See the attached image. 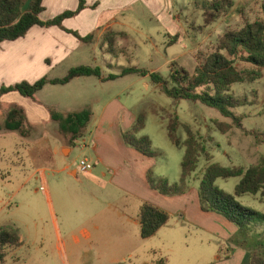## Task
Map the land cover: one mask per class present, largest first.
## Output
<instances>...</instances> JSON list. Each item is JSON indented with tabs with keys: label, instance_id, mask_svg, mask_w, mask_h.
Returning a JSON list of instances; mask_svg holds the SVG:
<instances>
[{
	"label": "rangeland",
	"instance_id": "rangeland-1",
	"mask_svg": "<svg viewBox=\"0 0 264 264\" xmlns=\"http://www.w3.org/2000/svg\"><path fill=\"white\" fill-rule=\"evenodd\" d=\"M134 1L122 11H89L86 17L92 26L95 25L96 38L108 24L114 23L113 29L108 30L98 44L82 45L81 50H88L87 55L73 53L65 62H60L45 74L39 72L41 74L37 79L34 73L39 71L38 68L29 67L26 49L20 50L25 48L24 43L6 42L8 45L4 44L0 48V53L7 58L8 64L6 68H0L1 87H10L22 82L32 83L45 77L62 79L71 69L79 66L100 67L102 73L108 76L120 75L124 68L136 67L158 72L170 80L173 63H178L190 73H194L199 56L213 52L219 37L227 30L241 28L245 22H253L261 17L262 0H232L233 7H228L223 2L220 11L214 10L213 6L218 0ZM70 5L71 3L68 4ZM50 14L49 11L44 17H49ZM86 17L78 20L76 16L67 26L71 28L83 24ZM114 19L116 21H113ZM62 29H65V26ZM68 34L78 40L73 33ZM73 46L76 47L75 44ZM111 49L113 52H109ZM16 55L18 61L11 64ZM48 64L49 61L46 65ZM15 66H19L18 70ZM236 66L240 71L259 72L261 78L237 83L232 87L230 94L236 100L245 101L247 104L233 110L237 115L244 117L243 129L233 126L227 134L218 131L215 122L233 125L231 119L200 103H176L164 95L159 86L153 85L149 78L135 74L111 80L105 85L99 84L98 77L77 79L69 83L70 85H47L48 87L38 92L34 99L11 93L0 106V125L3 124L12 103L16 102L42 104L46 109L51 108L63 114L88 108L101 112L106 104H114L116 110L120 108L116 113L120 122L128 114L145 116V128L137 137H149L153 149L157 152L156 166L151 172L155 182L164 178L170 180L169 184L172 185L181 174L185 150L170 142L166 129L169 120L174 116H178L183 125L191 126L205 142L207 150L214 156L212 163H219L223 167L240 166L247 170L264 160V69L256 68L241 58L236 59ZM122 123L124 124L123 121ZM178 135L182 140L186 139L183 127L178 131ZM31 137V140H26L18 132L0 131V228H18L24 241L20 248L9 251L5 264H68L70 261L64 256L61 257L57 251L59 241L55 234L52 212L57 215L65 242L69 239L67 228L77 225L78 216L91 214L90 208L81 200V197L90 191L85 177L81 175L77 179L61 172L65 165L73 162V170L79 171L81 161L87 158L95 163H91L93 170L100 176L101 168L96 160L94 161L91 132L89 129L85 138L79 140L75 146L71 145L73 152L68 158L62 156L61 149L67 142L63 135L61 136L58 123L44 125L32 132ZM54 149L58 151L55 157L52 156ZM64 153L68 155L69 152L65 149ZM208 165L209 162L203 157L198 170L188 181L187 189L191 187L194 188V193L198 191L200 179ZM42 169L47 171L43 173ZM240 180L218 179L216 185L234 194ZM238 201L264 213V198L260 194L245 195L238 198ZM216 216L226 221L223 217ZM215 227L218 231L219 228L215 224L211 229L215 230ZM235 228L237 231L228 244L245 252L250 261V252L237 243L244 240L252 243L256 241L257 236L255 233L243 236L236 226ZM219 235L217 232L209 236L204 231L187 226L179 232H173L171 238L177 242L176 248L188 247L186 254L193 259L192 262L178 259L180 253L175 251L169 263L215 264V254L226 245ZM160 244L158 239L154 241V245ZM162 249L167 251L168 248ZM165 258L168 257L164 256L163 259ZM150 259H154V256L148 255L137 264H144ZM155 259H159V264L162 257L155 256Z\"/></svg>",
	"mask_w": 264,
	"mask_h": 264
},
{
	"label": "trees",
	"instance_id": "trees-1",
	"mask_svg": "<svg viewBox=\"0 0 264 264\" xmlns=\"http://www.w3.org/2000/svg\"><path fill=\"white\" fill-rule=\"evenodd\" d=\"M45 0H0V45L4 42H14L25 38L35 26L44 28H64L66 19L78 16L87 8L86 0H79V7L75 11H66L63 14L43 21L41 15L46 11ZM223 2L233 7L232 0H218L213 4L214 10L220 11ZM209 23V21L207 22ZM73 33L86 44H92L95 34L81 37ZM113 52V50H109ZM243 59L256 68L264 69V0L261 2V17L255 21H247L238 29L227 30L219 37L217 45L209 55H200L194 73H190L178 63L171 65V78L165 79L158 72H149L136 67L124 68L120 75H110L108 81L124 78L129 75L148 77L153 85L159 86L162 93L174 102L189 101L200 103L217 110L223 117L231 119L232 124L215 122L218 131L227 134L233 126L243 129L244 117L237 115L233 110L247 102L236 100L231 94L232 87L237 83L255 81L261 78L256 71H240L236 66V59ZM84 77H102L100 67L79 66L69 71L62 79H48L47 77L36 83L22 82L0 90V106L2 97L11 92H18L23 97L34 99L35 95L47 85H68L72 81ZM51 119L58 123L61 135L70 137V143L85 138L88 126L92 119L90 108L68 114L49 109ZM183 127L186 139L182 140L178 131ZM145 128V116L139 115L131 131L124 132L126 145L135 149L148 158H156L157 152L153 149L149 137H137ZM167 133L170 142L185 150L181 163V178L178 183L169 184L167 179L161 178L157 182L152 179L151 171L148 180L151 187L162 195L175 196L186 193L188 181L198 170L201 159L209 162L200 179L198 198L202 211L214 213L226 219L239 229L243 236L255 233L256 241L248 240L237 244L250 252V264H264V213L251 209L238 201L245 195H258L264 198V160L257 166L245 169L240 166L223 167L219 163H212L214 156L207 150L196 132L189 125H183L178 116L171 118L167 124ZM18 132L22 137L32 135V126L29 124L24 108L12 105L6 113L5 120L0 125V131ZM240 178L235 193L230 194L216 185L218 179ZM170 215L151 204L145 203L141 208V236L143 239L154 237L165 227ZM261 228V230H260ZM22 245L21 233L18 228L5 226L0 228V264H5L9 251ZM166 263V260H161ZM160 264V263H159ZM162 264V262H161Z\"/></svg>",
	"mask_w": 264,
	"mask_h": 264
},
{
	"label": "crops",
	"instance_id": "crops-1",
	"mask_svg": "<svg viewBox=\"0 0 264 264\" xmlns=\"http://www.w3.org/2000/svg\"><path fill=\"white\" fill-rule=\"evenodd\" d=\"M133 2L135 1L86 0L87 8L77 16V19L86 17L89 11L126 10ZM70 3L71 5L68 6ZM44 6L46 11L41 15V19L48 21L66 11L77 10L79 0H45ZM49 11L51 12L49 17H44V14ZM73 19L65 21L63 26L68 30L79 32L83 38L90 34H95L93 42L95 44H98L102 40L108 30L113 29L112 24H114L111 23L104 27L96 38L95 25L92 26L88 17L83 19V24L70 28L67 26V23L69 24ZM113 21H116V19ZM19 41L24 43L25 48L20 50L26 49L29 67L34 68L36 66L39 70L34 73L36 79L40 77L39 74L41 73L39 72L45 74V72L52 70L60 62H65L73 53L88 54V50H81L82 45L92 46L93 44H86L80 39L74 40L70 34L57 26L50 28L35 26L25 38L14 42ZM7 43H10V41H7ZM7 43H2L0 48ZM17 59L18 55H16L14 60L12 58L10 63L12 64L13 61L17 62ZM6 61L7 58L4 54L0 53L1 69L7 67ZM48 61L49 64L46 65ZM108 77V75L102 73V77L99 78V84H107L109 82ZM35 82L37 81H32V83ZM1 86L2 82H0V88H2ZM11 93L5 94L2 97V104H4L5 98ZM12 104L24 108L27 120L33 128L32 132H35V130L46 124L54 122L51 119L49 109H46L42 104H21L18 102ZM119 109L116 110L114 104H106L101 109V112L91 108L92 119L88 126V132L90 129L91 144H93L95 156L94 161L96 160V163L101 168L100 176L95 174L94 168L90 172H82L81 168H79L80 172L73 170L75 162L65 165L61 171L77 179L81 175L85 177L90 191L82 196L81 200L87 208H90L91 214L78 216L76 219L77 225L74 228L72 226L67 228L69 239L65 242L58 225L57 215L52 212L55 234L59 241L57 247L59 255L67 258L70 261L68 264H137L148 255H153L154 259H150L144 264H157L159 259H155V256H161V260L168 262L163 263L161 261L162 264H170L172 254L177 251L180 253L178 259L192 262L193 258L190 259V256L186 254L187 251H185L188 247L177 249V242L172 241L171 238L173 232H179L187 226L204 231L209 236L215 235L218 232L221 240L226 242V245L223 246L224 249L222 247L219 253L215 254V264H250L248 255L245 252L228 244L229 239L237 231L235 226L214 214L202 211L198 191L194 193V188L189 187L183 195L165 196L150 187L147 176L148 172L154 170L156 158H148L126 145L122 135L124 132L131 131L138 115L131 114L128 116V114V117L122 118L120 122L119 116L116 117ZM119 125H121L120 128ZM32 137L23 138L31 140ZM63 138L67 144L62 147L61 152L62 156L68 158L73 152L71 145L75 146L79 140L71 144L70 137L63 136ZM65 149L68 150V155L64 153ZM57 155L58 151L54 149L52 156L55 157ZM85 160L95 165L91 159L86 158ZM46 171V169H42L43 173ZM180 178L181 174L176 183L180 181ZM49 201H51V198ZM145 203L158 207L167 212L171 217L169 223L150 239H143L141 236L140 213ZM214 224L218 226V231L216 227L215 230L211 229ZM156 239L161 243L159 246L154 245ZM21 242L23 245L22 236ZM164 247L168 248L167 251L162 249ZM164 256L168 258L163 259ZM134 260L136 261L134 262Z\"/></svg>",
	"mask_w": 264,
	"mask_h": 264
},
{
	"label": "built area",
	"instance_id": "built-area-1",
	"mask_svg": "<svg viewBox=\"0 0 264 264\" xmlns=\"http://www.w3.org/2000/svg\"><path fill=\"white\" fill-rule=\"evenodd\" d=\"M80 168L82 172H90L93 169V165L87 160H83L80 163Z\"/></svg>",
	"mask_w": 264,
	"mask_h": 264
}]
</instances>
